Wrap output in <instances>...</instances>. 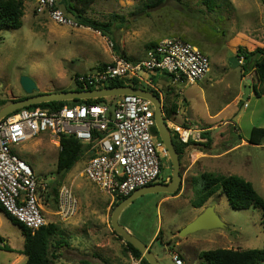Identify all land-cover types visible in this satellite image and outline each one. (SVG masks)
Returning a JSON list of instances; mask_svg holds the SVG:
<instances>
[{
    "label": "rangeland",
    "instance_id": "rangeland-1",
    "mask_svg": "<svg viewBox=\"0 0 264 264\" xmlns=\"http://www.w3.org/2000/svg\"><path fill=\"white\" fill-rule=\"evenodd\" d=\"M155 1L95 0L85 17L110 24L103 37L82 26L57 25L35 12L36 0H22L21 28L0 31V101L27 97L20 83L23 77L35 83L37 90L32 95L69 91L75 88V75L92 73L113 57L141 58L147 47L167 38L189 42L209 58L205 78L189 85L173 83L170 76L159 73L151 81L161 94L165 122L206 130L210 142L199 148H214L212 153L221 155L187 170L190 162L184 153L180 175L186 178L178 195L141 196L124 209L119 223L145 245L160 233L151 247L155 255L163 253L160 264H175L174 255L182 264H207L201 258L203 252L261 249V211L232 209L220 192L208 200L202 212L215 206L224 228L201 230L184 238L178 234L196 218L190 202L202 187L204 172L240 177L264 200V141L260 146L246 143L253 127L264 128V85L256 82L252 69L244 71L235 61L238 47L249 52L264 48V0H213L212 11L204 0H166L146 8ZM247 80H251L250 94L242 100ZM154 130L151 132L157 139ZM11 150L32 170L40 185L37 197L45 223L55 224L60 230L55 239L65 242L56 250L50 248L55 257L49 264H129L124 242L110 227L111 198L83 175L85 156L68 173L58 171L59 139L49 134ZM168 160L167 156L162 159L163 183L171 177ZM60 185L69 188L76 201L75 213L66 220L56 215L54 202L48 197L50 189ZM0 238L11 250H2L0 244V264H23L17 257L23 250L24 236L1 211Z\"/></svg>",
    "mask_w": 264,
    "mask_h": 264
},
{
    "label": "built area",
    "instance_id": "built-area-1",
    "mask_svg": "<svg viewBox=\"0 0 264 264\" xmlns=\"http://www.w3.org/2000/svg\"><path fill=\"white\" fill-rule=\"evenodd\" d=\"M55 3L56 0H36L35 12L46 15L57 25L77 27ZM238 63L242 64V60ZM208 71L209 58L203 52L187 41L167 38L149 47L141 59L116 56L92 73L80 74L75 81L83 90L105 89L115 81L133 89L135 82L145 89V85H150L145 78L147 74L162 73L170 76L173 83L192 85L204 79ZM165 124L180 144L207 142L203 135L206 130L172 122ZM153 128L152 104L132 95L116 97L112 104H82L58 110L23 108L8 115L0 121L1 207L32 233L46 224L38 203L39 182L30 167L11 150L12 146L39 135L49 134L56 139L61 134L74 136L85 147L91 145L85 149L87 161L83 175L112 202L159 183L161 161L167 153L162 143L154 139ZM75 211L76 201L71 190L60 186L56 215L66 220ZM173 261L182 264L177 256ZM130 264H140V260L132 259Z\"/></svg>",
    "mask_w": 264,
    "mask_h": 264
},
{
    "label": "trees",
    "instance_id": "trees-1",
    "mask_svg": "<svg viewBox=\"0 0 264 264\" xmlns=\"http://www.w3.org/2000/svg\"><path fill=\"white\" fill-rule=\"evenodd\" d=\"M95 0H56L55 7L63 11V13L73 19L77 26H82L89 28L93 31L99 32L101 36L105 37L106 33L109 32L108 27L110 24H101L95 21H92L85 17L90 6ZM166 0H156L151 5H146V8L157 7L163 4ZM204 4L209 11H212L214 4L213 0H204ZM264 4V1H263ZM22 17H23V2L22 0H0V31L4 29L18 30L22 26ZM114 18V17H113ZM112 47L114 48V44ZM155 43L151 44L149 47L153 46ZM148 47V48H149ZM125 58V56H122ZM127 59V58H125ZM132 60V59H130ZM239 60H242V64H239ZM235 61L239 66H242L244 71L249 72L250 69L253 70L255 75L256 82L259 85H264V48H258L254 51H247L244 47H238L235 53ZM95 68L94 70L98 69ZM80 75V74H79ZM75 75V79L79 76ZM135 89H138L137 83H133ZM123 82L115 81L111 83L108 88L122 87ZM144 88V87H142ZM92 88H89L90 90ZM148 91H151L156 96L157 92L145 88ZM254 92L257 96L259 94L256 92L255 84H253ZM74 91H82L83 88L75 81ZM69 90V91H73ZM16 99L23 100L25 99ZM110 99L112 104V100ZM106 99H96V100H73L66 102H51L43 103L35 106L27 107L28 109L32 108H49L53 110H58L63 107H71L75 105H99L106 104ZM10 101H0V109L3 108L6 104L13 102ZM108 103V102H107ZM241 104V103H239ZM172 110H174L172 108ZM154 134L159 140L156 129ZM205 137H208V133L203 134ZM173 144L181 160L184 149L188 145L180 144L176 137H172ZM160 141V140H159ZM264 141V128L253 127L249 134L248 143L252 146H260ZM207 142H210V139L207 138ZM208 143L206 145H208ZM59 146L60 151L57 157V170L62 171L65 169V173H68L74 165L80 160L82 156H85V149L91 145L85 147L82 143L74 138V136L59 135ZM169 162V160H168ZM170 165V162H169ZM161 171L163 169V164L161 161ZM202 187L197 193L195 199L190 202V205L194 209L202 208L206 202L217 192H220L226 197L228 205L232 209L236 210H248L251 208H257L261 211L263 224H264V200L260 197L257 192L254 190L251 183L243 180L237 176H217L211 173H202L201 174ZM163 183V182H159ZM61 186V185H60ZM59 186V187H60ZM58 187V189H59ZM58 189L51 188L48 197L54 202L56 210L58 208ZM180 188L176 193L171 196L178 195ZM123 199H116L113 202L115 207ZM0 211L4 213L7 219L11 222L12 225L16 226L24 236V246L23 250L20 252L26 258L24 264H49L50 258L55 257L53 254L54 251L50 253V248L54 250L60 248L65 242L56 240V236L59 235L60 230L55 224H45L43 227L38 229L35 232H31L26 229L22 224L18 223L15 219L10 217L0 205ZM113 209L111 210V212ZM110 212V213H111ZM113 232V231H112ZM116 236V234L113 232ZM160 233L157 235L156 239L159 238ZM119 240L122 239L116 236ZM0 244L2 245V250L11 252L7 244L3 245V240L0 238ZM125 244L126 252L129 253L134 259L140 260V264H148L142 255L128 243ZM58 256H60L58 254ZM179 258V257H178ZM201 258L204 259L207 264H264V241L261 249L258 250H226V249H217L201 254Z\"/></svg>",
    "mask_w": 264,
    "mask_h": 264
},
{
    "label": "water",
    "instance_id": "water-1",
    "mask_svg": "<svg viewBox=\"0 0 264 264\" xmlns=\"http://www.w3.org/2000/svg\"><path fill=\"white\" fill-rule=\"evenodd\" d=\"M21 87L27 97L23 100H14L6 104L0 109V121L8 115L27 108L43 103L51 102H66L73 100H96L114 98L126 95L136 96L149 101L153 106L155 129L158 134L159 140L167 153L171 165V177L168 183H155L143 188H140L119 202L113 209L110 218V227L116 236L120 237L124 243H128L135 248L146 260L148 264H160L162 254H154L150 248L141 243L135 236L129 233L122 225L119 224L118 218L122 211L129 206L137 198L147 194H164L173 195L178 191L182 185V178L180 175V158L173 144L172 136L166 127L162 110V99L156 96L151 91L143 88L133 89L131 87H115L105 89H93L82 91H63L50 94H34L37 90L35 83L23 77L20 81ZM251 80H247V85L244 87L242 100H245L249 95ZM65 169H63L64 171ZM224 224L217 216L214 207H206L205 210L199 214L193 221L184 226L178 234L179 238H184L192 233L201 230H215L224 228Z\"/></svg>",
    "mask_w": 264,
    "mask_h": 264
},
{
    "label": "crops",
    "instance_id": "crops-1",
    "mask_svg": "<svg viewBox=\"0 0 264 264\" xmlns=\"http://www.w3.org/2000/svg\"><path fill=\"white\" fill-rule=\"evenodd\" d=\"M156 44V43H155ZM112 45V44H111ZM113 48V47H112ZM147 49H148V47H147ZM146 49V50H147ZM145 50V51H146ZM145 51H144V53H143V56H144V54H145ZM123 56V55H122ZM143 56L141 57V58H143ZM141 58H138V59H141ZM138 59H132V60H138ZM156 74H159V73H153V74H149V78H148V82L150 83V85H145L146 86V88L147 87H149L148 89H152V90H154V91H156L157 92V94H158V96H160L161 94L159 93V90L154 86V84H153V81H151V78H154L155 77V75ZM154 88V89H153ZM160 94V95H159ZM249 94H250V92H249ZM162 103H163V100H162ZM208 142H206L205 144H194V143H192V144H189L185 149H184V153H186L185 155H187V158L189 159V162H190V165L188 166V169L187 170H191V168H193L194 166H197V163H199V162H204L205 160H210V159H218V156H220L221 154H216L215 155V153H212L213 152V150H214V148H211V149H200L199 147H203V148H205V147H207L208 145H206ZM245 143V142H244ZM246 143H248V141L246 142ZM249 144V143H248ZM184 155V154H183ZM183 157V156H182ZM182 159V158H181ZM181 161V160H180ZM204 164V163H203ZM201 168V170H203V167H200ZM182 178V177H181ZM185 176H183V179H182V183H183V181L185 182ZM208 202V201H207ZM206 202V203H207ZM111 203L113 204V202H112V199H111ZM206 205V204H205ZM204 207V206H203ZM203 207L202 208H200V209H194L193 208V210L195 211V213H197L195 216H194V218L195 217H197L201 212H202V210H203ZM214 210H215V206H214ZM124 212V210L122 211V213ZM216 212V211H215ZM121 213V214H122ZM121 214H120V216H121ZM120 216H119V218H118V222H119V219H120ZM193 218V219H194ZM120 224V223H119ZM120 225H122L128 232H129V230H128V228L126 227V226H124L123 224H120ZM178 232V231H177ZM130 233V232H129ZM157 237V236H156ZM156 237H155V234L151 237V239L149 240V242H147L146 243V245L150 248V250H151V247L153 246V244H154V242H155V240H156ZM22 250H20V251H18V259L19 260H22L23 261V264L25 263V261H26V258L23 256V255H21L20 254V252H21ZM155 254V253H154ZM127 255H128V258H129V264H130V262H131V260L132 259H134L129 253H127ZM174 256H176V255H174ZM178 257V256H177ZM128 261V260H127Z\"/></svg>",
    "mask_w": 264,
    "mask_h": 264
}]
</instances>
